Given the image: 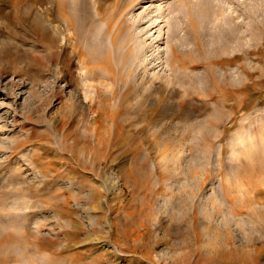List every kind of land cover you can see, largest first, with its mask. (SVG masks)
<instances>
[{"label":"rangeland","instance_id":"1","mask_svg":"<svg viewBox=\"0 0 264 264\" xmlns=\"http://www.w3.org/2000/svg\"><path fill=\"white\" fill-rule=\"evenodd\" d=\"M80 1L0 0V264H264V3Z\"/></svg>","mask_w":264,"mask_h":264},{"label":"bare ground","instance_id":"2","mask_svg":"<svg viewBox=\"0 0 264 264\" xmlns=\"http://www.w3.org/2000/svg\"><path fill=\"white\" fill-rule=\"evenodd\" d=\"M80 1V0H79ZM84 1V0H83ZM262 1V0H261ZM259 2L260 4L261 3H264V2ZM81 2V1H80ZM85 2V1H84ZM233 2V1H232ZM251 2H252V0H251ZM254 2V1H253ZM79 3V2H78ZM256 4V3H255ZM51 5V4H50ZM50 5H48V6H50ZM86 5V4H85ZM250 5V4H249ZM255 6V5H254ZM93 7V6H92ZM248 7V6H247ZM252 7V6H251ZM256 7V6H255ZM48 8V7H47ZM51 8V7H50ZM81 8V7H80ZM260 9H261V5H260V7H259ZM252 9V8H251ZM234 9H232L231 11H233ZM243 10V9H242ZM253 10V9H252ZM257 10H259L258 8H257ZM263 11V10H262ZM261 11V12H262ZM255 12V11H254ZM22 13V12H21ZM23 13H25V12H23ZM63 13V12H62ZM258 13H260V12H258ZM257 13V14H258ZM18 15V14H17ZM20 15V14H19ZM29 15V14H28ZM41 15V14H40ZM235 15V14H234ZM233 15V16H234ZM23 15H21V17H22ZM39 16V15H38ZM254 16V15H253ZM34 17V16H33ZM59 17H61V16H59ZM63 17V16H62ZM238 17V16H237ZM25 18V17H24ZM53 18V17H52ZM248 18V17H247ZM25 19H27V18H25ZM24 19V20H25ZM35 19V21H36V23H37V25H38V23L40 22V16L39 17H35L34 18ZM230 19H231V17H230ZM233 19V18H232ZM43 20H45L44 18H42V20H41V22L43 21ZM48 20V19H47ZM237 20V19H236ZM51 21V20H50ZM233 21H235V19L233 20ZM252 21V20H251ZM40 22V23H41ZM44 22V21H43ZM42 22V23H43ZM232 22V21H231ZM42 23H41V25H42ZM45 24H46V22H44ZM43 23V24H44ZM235 23H236V21H235ZM48 24V23H47ZM46 24V25H47ZM56 23H54L53 25H55ZM35 25V24H34ZM40 25V24H39ZM39 25H38V27H39ZM68 25H69V30H68V32H69V34L71 35V36H73V34H74V29H73V25L71 24V23H69L68 22ZM235 25V24H234ZM45 26V25H44ZM37 26H35V28H36ZM63 27V26H62ZM42 28H44V27H42ZM46 28V27H45ZM47 28H48V26H47ZM52 28V27H51ZM57 28H58V26H57ZM238 28V27H237ZM37 29V28H36ZM53 29V28H52ZM55 29V28H54ZM59 29V28H58ZM239 29V28H238ZM44 30V29H43ZM47 30V29H46ZM51 30V29H50ZM235 30V28H233V31ZM58 31V30H57ZM60 31V30H59ZM236 31V30H235ZM41 32H43V31H41ZM45 32V31H44ZM39 33V32H38ZM58 34H60L59 32H57ZM234 33V32H233ZM41 34V33H40ZM53 34L54 35H56L54 32H53ZM229 34V33H228ZM53 35V36H54ZM233 35V34H232ZM52 36V37H53ZM67 36H69V35H67ZM68 39H70V41H72V37H70V38H68ZM67 40V39H66ZM74 41V40H73ZM74 44H76V42H73ZM73 43H71V44H73ZM65 44H66V42H65ZM68 46V45H67ZM72 46H70V48H71ZM135 48H133L132 50H134ZM75 50V52H78L76 49H74ZM110 51V50H109ZM112 51V50H111ZM135 51V50H134ZM134 51H132L133 53H132V57H131V63H134V64H136L137 63V61L139 60V54H137L136 52V54H134ZM115 53H117L116 51H114ZM114 53V54H115ZM83 54V53H82ZM80 55H81V52H80ZM82 56V55H81ZM80 56V57H81ZM109 57H106V58H102V60L101 61H97V60H95L94 58V61H97L96 63H93L94 65V70L97 68L98 70L100 69H104L103 71H105L106 73L105 74H110L111 75V77L113 78V82L114 83H112V84H116V82H117V80H119L120 79V76H116V75H118V74H116L117 73V71H115V68H117L116 67V65L115 66H113L114 64H116L117 63V61H116V63H113V51H112V53H110L109 55H108ZM87 59V58H86ZM82 60V59H81ZM84 60V59H83ZM121 60V59H120ZM182 60V59H181ZM83 63H85L84 61H82ZM136 62V63H135ZM182 62V61H181ZM180 63V62H179ZM138 64V65H137ZM136 64V66H133V67H140L139 66V63H137ZM190 64V63H189ZM86 66H88L87 64H85ZM90 65H92V64H90ZM129 65H132V64H130L129 63ZM90 67V66H89ZM115 67V68H114ZM129 67H131V66H129ZM87 68V67H86ZM92 69V68H91ZM96 69V70H97ZM120 69V68H119ZM131 69V68H130ZM89 70V69H88ZM138 70V69H137ZM92 72H93V70H91ZM102 71V70H101ZM120 71V70H119ZM118 71V72H119ZM127 71H129V70H127ZM126 71V72H127ZM133 71V70H132ZM136 71V70H135ZM135 71H134V74H135ZM125 72V73H126ZM96 74V73H95ZM133 74V73H132ZM125 75H127V74H125ZM131 75V74H130ZM137 76H138V73L136 74ZM92 76H93V74H92ZM96 76V75H95ZM132 76V75H131ZM128 78H130L129 76H127ZM132 77H135V76H132ZM127 78V79H128ZM132 79V78H131ZM130 79V80H131ZM120 81H121V79H120ZM132 81V80H131ZM118 83V82H117ZM131 85V84H130ZM130 89V90H129ZM129 89L123 94V96L124 95H126L127 97L128 96H132V94L133 93H131L132 92V87H129ZM169 89V87L168 86H165L164 88H163V90H165L166 92H167V90ZM172 90V89H171ZM102 91L103 90H101V89H97V93H98V96H100L101 94H102ZM168 91H170V89L168 90ZM164 92V91H163ZM171 92V91H170ZM173 92H174V90H173ZM117 93H118V91L115 89V86L113 87V89H112V91H111V94L113 95V97L115 98L116 96H117ZM135 94V93H134ZM97 99V98H96ZM145 99L147 100V101H149V102H152L154 105H156L157 107H160L159 106V104H161V103H159L160 102V99L159 100H154V99H152L151 98V96H146L145 97ZM94 101V103H97V101L98 100H93ZM161 102H164V97H162V101ZM101 103H102V101H101ZM100 103V104H101ZM124 106H125V104H124ZM93 107V106H92ZM123 110H125V107L121 110V111H119L118 113H121ZM130 110H132V109H130ZM262 128V127H261ZM261 130V129H260ZM259 135H261V137H262V140H263V142H264V128L261 130V133L259 134ZM170 136V135H169ZM258 137V136H257ZM259 138V137H258ZM260 139V138H259ZM252 142H253V145H254V140H252ZM167 145V144H166ZM44 170V169H43ZM163 181V179H162V177H160V182H162ZM203 182V181H202ZM118 187V186H117ZM116 187V188H117ZM200 187V186H199ZM198 187V188H199ZM106 188V187H105ZM107 189V188H106ZM109 189V188H108ZM107 189V190H108ZM111 189V188H110ZM204 190V189H203ZM8 192V191H7ZM23 192V191H22ZM16 193V192H15ZM15 193H13V195H15ZM17 194H18V192H17ZM16 194V195H17ZM7 195L8 196H11V194L10 193H7ZM13 198V197H12ZM17 198H19V197H17ZM215 198V197H214ZM219 201V200H218ZM12 209V208H11ZM237 209V208H236ZM5 210V209H4ZM220 210V209H219ZM240 210V209H239ZM14 216V215H13ZM1 218V217H0ZM195 218V217H194ZM196 219V218H195ZM15 232L16 233H18L16 230H15ZM20 234V233H19ZM24 235V234H23ZM25 235H27V234H25ZM219 239V238H218ZM235 239V238H234ZM33 240H35V239H33ZM229 240V239H228ZM154 260V259H153Z\"/></svg>","mask_w":264,"mask_h":264}]
</instances>
